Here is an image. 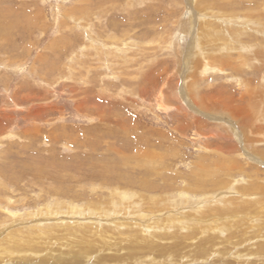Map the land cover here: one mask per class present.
Wrapping results in <instances>:
<instances>
[{
	"label": "rangeland",
	"instance_id": "obj_1",
	"mask_svg": "<svg viewBox=\"0 0 264 264\" xmlns=\"http://www.w3.org/2000/svg\"><path fill=\"white\" fill-rule=\"evenodd\" d=\"M188 51L194 56L186 66ZM262 153L264 0H0V240L14 219L13 233L55 227L39 219L58 209L80 219L79 211L101 207L112 217V206L129 194L119 216L135 211L123 221L141 218L131 230L158 246L116 256L132 254L133 264H217L219 257L264 264L257 252L264 237L248 235L264 233ZM208 198L206 216L224 209L213 203L224 198L244 220L219 236L225 253L192 261L187 245L183 257L169 253L158 263L168 235L186 233L155 227L149 235L138 228L142 218L198 214ZM118 230L110 236L125 249ZM61 237L50 246L63 253L61 264L111 263L103 261L111 251L80 254ZM27 259L20 264H36Z\"/></svg>",
	"mask_w": 264,
	"mask_h": 264
},
{
	"label": "bare ground",
	"instance_id": "obj_2",
	"mask_svg": "<svg viewBox=\"0 0 264 264\" xmlns=\"http://www.w3.org/2000/svg\"><path fill=\"white\" fill-rule=\"evenodd\" d=\"M190 3V2H189ZM191 4V3H190ZM192 6V5H191ZM192 10V9H191ZM190 10V11H191ZM189 11V12H190ZM194 11V10H193ZM199 12V11H198ZM195 13V12H194ZM194 13L192 15L189 16V20L192 23V26L195 27L197 25H195V21H194ZM201 13V12H200ZM201 15V14H200ZM198 16V15H197ZM228 19V18H227ZM188 20V19H187ZM200 23V22H199ZM206 27H210L211 26V22L209 21H205L203 23ZM214 25V24H212ZM201 27V26H200ZM199 27V29H200ZM182 31L183 33L187 31L186 26L182 27ZM205 29V27H204ZM201 30V29H200ZM216 30V29H215ZM196 32V31H195ZM214 32V31H213ZM210 31H207V34L210 36ZM219 33V32H218ZM187 34V33H186ZM202 37L204 36V33L202 32ZM199 35V33H198ZM214 35V34H213ZM212 35V36H213ZM198 37V36H197ZM199 37L196 39V41H192L195 43V45L192 43V45L194 46V48L200 47V42L202 41L201 38ZM182 38V37H181ZM194 38V37H193ZM206 38V37H205ZM195 40V39H194ZM210 41V40H209ZM209 43V42H208ZM213 46V45H212ZM191 47V46H190ZM202 47V46H201ZM192 49V48H191ZM190 49V50H191ZM201 49V48H200ZM193 50V49H192ZM202 51V50H201ZM192 51H188L187 55L185 57V65L188 64L190 62V60L193 59V56H191ZM209 55V54H208ZM219 58V57H218ZM188 59V60H186ZM205 59V58H204ZM204 65L206 67L212 68L213 66L210 65L211 63L209 62V59L207 58V60H204ZM213 62V61H211ZM214 64V63H212ZM217 65V64H216ZM187 66V65H186ZM204 67V66H203ZM214 68V67H213ZM203 71V70H202ZM243 80V79H242ZM254 88V87H253ZM196 96V95H195ZM197 97V96H196ZM187 100V98H185ZM190 99V98H189ZM202 99V98H201ZM207 99V98H206ZM218 99V98H217ZM216 99V101H217ZM223 99V98H222ZM191 100V99H190ZM189 100V101H190ZM200 100V98H199ZM198 100V101H199ZM200 102V101H199ZM189 105H191L192 103L194 105H197L194 101L191 102H187ZM206 103V102H205ZM224 103V102H223ZM204 104V103H203ZM202 104V105H203ZM198 106V105H197ZM201 107V106H200ZM198 107H193V110L196 109ZM223 108V107H222ZM231 108V107H230ZM228 109V108H227ZM197 112H202L200 110V108L196 109ZM237 118V117H236ZM250 131V130H249ZM252 131V130H251ZM250 131V133H251ZM264 155V153H262ZM203 168V167H202ZM207 169V168H206ZM213 171V170H212ZM211 171V172H212ZM207 172V170H206ZM205 173V172H204ZM208 173V172H207ZM210 173V172H209ZM214 173V171H213ZM202 174V173H200ZM203 175V174H202ZM209 176V175H208ZM207 177V176H206ZM213 177V176H210ZM202 178V177H201ZM213 179V178H212ZM215 179V178H214ZM213 179V180H214ZM212 180V181H213ZM211 181V182H212ZM201 182V181H200ZM203 182V180H202ZM122 194V193H121ZM129 195V194H128ZM124 194L120 196V199L118 198V202H115L114 206V215L111 217V214H108L109 212L106 213V210H104L105 208H96V212L94 211L95 209H93V212L91 211L90 214L85 215L82 211H79L80 213H82V215L79 216L80 219H76L75 216H71L70 213L68 214V216H64L61 217L59 216L60 213H62L61 210H56L54 211H49L46 214V218L39 219V221H46L48 220L49 222H52V220L54 221V225L55 227H51V228H45L43 230H40V232L36 231V232H31V229H25L23 230V228H19L17 229L16 232H18V234L13 233L15 229H8V228H13L14 227V222L17 223L18 221L16 219L13 220V223L9 225V227L4 228L6 229L5 232L7 230L8 233L3 236V239L1 238L0 240V264H20L21 261L25 260L28 261L27 258H29L31 261L35 260L36 258H32V255H38L40 256L38 259L35 260V262L32 261V263H36L39 264V262L42 264H61L63 261V253L60 254H53L52 252L55 249H52L51 247L53 246L52 244V240L54 238H57L58 236H62L61 239H65V240H70L68 241V245L69 246H78L80 248V254L81 253H87V251L90 250H103V253L105 254H101V255H105L108 256L110 254H107V252H110L111 258H107L105 257L103 259V261H111L110 264H133V262H128V256H124V257H119L118 255L116 256V253L120 252L121 250L123 251H129L130 253L133 252H140V253H146L147 247H152L153 246H158L155 243H150L148 242V239L145 238L146 235L145 233H142L143 231H141V229L138 228H146L145 230H147V232L150 235V232L148 231V229H155V227H162L164 229H176L179 232L182 233V231H185L186 235H183V238H179L178 236H174L173 234H169L168 235V240L166 242L165 245L162 246L161 250H158L157 252V256H164L161 258H159V260L157 261L158 263H161V261H166V259L169 256V253H175L177 256H181V251L182 249L184 250L185 247L191 246L193 248L190 249L189 254L190 256H193L191 258L192 261H196V260H207V257H209V255L212 253H218L219 255H221L222 253L224 254L225 251L219 248V245L221 244H225L224 238L220 239V235L222 233L223 230L227 231L229 230V234L232 235L234 234V232H232L233 227L234 228H239L243 225L244 220L240 217H236L237 215V207L235 208H229L228 206H230L231 200L229 199L228 201L224 202V198H219L217 200H215L216 205H218L219 207H222L224 209L222 210H209V212H211L208 216L205 215V211L203 210V208L205 206H208L209 208H212V206H209L212 204V200H210L211 198H208L207 201H210L208 205H203V207L201 208V210L199 211V213H194L192 214L191 212L187 211L184 213V215L182 216H178L179 214L176 213H169L167 214V216H165L164 218L157 216V218H151L152 216L148 217L145 216L142 218V224L137 225V231H133L131 229H133L131 227L132 224H138L141 221V218H132L130 220H125L123 221L125 218L129 219L128 217H131L132 214H135L133 212H130L125 210L124 208V213H126V216H123V214H121L119 216V213L121 212V210H123L121 208V206L124 204V201H128L129 200V196ZM185 195V194H184ZM177 196V195H176ZM209 196V195H208ZM188 197V196H187ZM171 198V197H170ZM190 198V196H189ZM194 198V197H193ZM169 199V198H168ZM205 201V200H204ZM204 201L198 202L199 204L203 203ZM131 202V201H130ZM161 202H167L162 200ZM170 202V201H169ZM164 203V204H165ZM174 203V201H173ZM205 203V202H204ZM130 204V203H129ZM170 204V203H169ZM168 204V206H169ZM193 204V203H192ZM197 204V203H196ZM224 204H226L224 206ZM261 204V203H260ZM176 205V203H175ZM138 206V205H137ZM167 206V207H168ZM190 206V205H189ZM130 207V206H129ZM170 207V206H169ZM135 208V207H134ZM173 208V207H172ZM113 208H110V210ZM183 209V208H180ZM214 209V208H213ZM221 209V208H220ZM74 210V208L71 209V213ZM184 210V209H183ZM249 210V209H248ZM86 211V210H84ZM90 211V210H89ZM126 211V212H125ZM171 211V210H170ZM173 211V210H172ZM214 211V212H212ZM181 212V210H180ZM183 212V211H182ZM224 212L223 215H221ZM74 213V212H73ZM76 213V212H75ZM74 213V214H75ZM78 213V212H77ZM96 216L93 219V215ZM204 213V214H203ZM248 213L253 214V211L250 209ZM53 214L55 216L50 217L49 215ZM15 215V214H14ZM85 215V216H84ZM136 215V214H135ZM258 215V214H256ZM16 216V215H15ZM14 216V217H15ZM28 216V215H27ZM211 218H210V217ZM35 217V216H34ZM91 217V218H90ZM141 217V216H140ZM155 217V216H154ZM222 217V218H220ZM23 218V217H22ZM29 218V217H28ZM36 218V217H35ZM20 220V219H19ZM31 220V218H30ZM79 220H84V221H79ZM137 220H139V222H137ZM22 221V220H21ZM95 221V222H93ZM101 221V222H99ZM43 222H39V225H43ZM256 222V221H255ZM24 223V222H23ZM98 223V224H97ZM104 224L107 227H103L104 230V234H102V231L97 225L99 224ZM105 223H108L107 225ZM111 223V224H110ZM26 225V224H25ZM51 225V224H50ZM103 225V226H104ZM118 225H122L125 226L127 225L128 230L127 231H131L132 234L130 236H132L131 238H128L127 236H124L123 233L127 232H120L118 229H120V227ZM7 226V225H6ZM16 226V225H15ZM23 226V225H22ZM27 226V225H26ZM25 226V227H26ZM30 225H28L29 227ZM112 226H114L115 229L112 228ZM262 226V225H260ZM31 227V226H30ZM45 227V226H44ZM35 228V227H34ZM40 228V227H39ZM110 228V229H108ZM211 229V232L209 231ZM212 229L215 231V234L213 233ZM261 229V228H259ZM264 228H262L261 232L263 231ZM113 230H118L119 234H121L124 238L121 237L122 241H125V249L123 245H120V241H114L113 236H110V233L112 234ZM160 230V229H159ZM158 230V231H159ZM99 231V232H98ZM161 232V231H160ZM172 232V231H171ZM226 232V233H227ZM130 233V232H129ZM141 233L143 234L144 237L141 236ZM154 233V232H153ZM243 235H239L242 239L244 237H247V231L243 230L242 233ZM118 235V234H117ZM128 235V234H127ZM148 235V234H147ZM179 235V234H178ZM250 238H258L259 237H264V233L261 234L259 232V234L255 235V234H248ZM159 236V235H158ZM118 237V236H117ZM116 237V238H117ZM100 238V239H99ZM158 238V237H157ZM167 238V237H166ZM59 239V238H57ZM92 239H97L96 241L98 242L97 245H95L94 240ZM152 239V238H151ZM155 239V238H154ZM228 241V240H227ZM242 241H248L247 239H244ZM63 242V241H62ZM64 243V242H63ZM127 243H129V246L127 245ZM162 243V242H161ZM243 242H240V244H242ZM43 244H47L49 248H51L52 250H48V249H43L42 246ZM163 244V243H162ZM257 252L258 254H263L264 255V241L263 242H258L257 243ZM51 246V247H50ZM62 246V245H61ZM59 247V246H58ZM248 247V246H247ZM70 248V247H69ZM68 248V249H69ZM151 248V249H152ZM215 248H219L218 250L214 251ZM246 248V247H245ZM244 248V249H245ZM58 249V248H57ZM155 249V247H154ZM158 249V248H157ZM66 250V249H65ZM204 250V251H203ZM248 250V249H247ZM43 251V252H42ZM150 251V250H149ZM148 251V252H149ZM187 251V250H186ZM183 252V251H182ZM239 251L237 250L236 253H238ZM250 253H254L255 251L249 249ZM56 253V251H55ZM187 253V252H186ZM45 254V255H43ZM68 254V253H67ZM79 254V255H80ZM222 254V255H223ZM239 254V253H238ZM69 255V254H68ZM77 255V254H75ZM77 255V257L79 256ZM90 255V254H89ZM218 255V256H219ZM72 256V255H71ZM122 256V255H121ZM144 256V255H143ZM149 256V255H148ZM156 256V257H157ZM187 256V255H185ZM183 257V256H181ZM243 257V255H242ZM68 258V256L66 257ZM65 258V259H66ZM76 258V257H75ZM130 258H133L132 254L130 255ZM129 258V259H130ZM155 258V257H154ZM172 258V257H171ZM180 258V257H179ZM178 258V259H179ZM79 259V258H77ZM97 259V258H96ZM95 259V260H96ZM177 259V258H176ZM217 259V258H216ZM221 258L219 257V259L216 261L217 264H228V262H224L220 260ZM94 260V259H93ZM188 260V258H187ZM160 261V262H159ZM169 261V260H168ZM215 261V260H213ZM76 262V261H75ZM191 262V261H190ZM248 262V260H247ZM71 263V262H70ZM83 263V262H81ZM135 263H139V262H135ZM156 263V262H155ZM230 263V262H229ZM72 264V263H71ZM77 264V263H76ZM92 264V263H91ZM103 264V263H101ZM154 264V263H153ZM168 264V263H167ZM170 264V263H169ZM172 264V262H171ZM181 264V263H180Z\"/></svg>",
	"mask_w": 264,
	"mask_h": 264
}]
</instances>
